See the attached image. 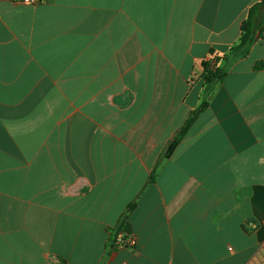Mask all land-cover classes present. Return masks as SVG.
Instances as JSON below:
<instances>
[{
  "label": "crops",
  "instance_id": "0c3cea01",
  "mask_svg": "<svg viewBox=\"0 0 264 264\" xmlns=\"http://www.w3.org/2000/svg\"><path fill=\"white\" fill-rule=\"evenodd\" d=\"M260 1L0 0V264H264Z\"/></svg>",
  "mask_w": 264,
  "mask_h": 264
},
{
  "label": "trees",
  "instance_id": "16d2710c",
  "mask_svg": "<svg viewBox=\"0 0 264 264\" xmlns=\"http://www.w3.org/2000/svg\"><path fill=\"white\" fill-rule=\"evenodd\" d=\"M260 38L264 39V0H261L249 9L247 19L242 25V33L239 43L230 50L228 56L235 61L246 58L250 54L255 42ZM218 62H220V58H216V63H203V80L208 86L213 83L223 82L228 75L226 69L217 67ZM263 68L264 63H259L255 67L256 70H261ZM208 97L209 95L206 96L205 101L197 110L191 112L184 126L177 132L173 141L165 150V158H170L173 155L175 150L187 136L193 124L208 108ZM157 176L158 173L156 169L152 173L150 181L154 182ZM120 233L121 229L116 232V237ZM115 241L116 240H114V249H116Z\"/></svg>",
  "mask_w": 264,
  "mask_h": 264
},
{
  "label": "built area",
  "instance_id": "2783aa9c",
  "mask_svg": "<svg viewBox=\"0 0 264 264\" xmlns=\"http://www.w3.org/2000/svg\"><path fill=\"white\" fill-rule=\"evenodd\" d=\"M44 0H11L15 4H21L26 6H36ZM137 245V241L133 236H127L125 234H118L115 241L116 249H134Z\"/></svg>",
  "mask_w": 264,
  "mask_h": 264
}]
</instances>
